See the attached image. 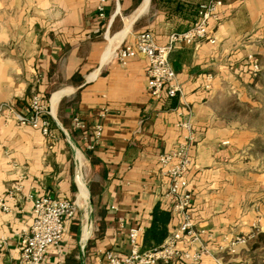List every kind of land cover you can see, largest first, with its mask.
Here are the masks:
<instances>
[{"label": "crops", "instance_id": "crops-1", "mask_svg": "<svg viewBox=\"0 0 264 264\" xmlns=\"http://www.w3.org/2000/svg\"><path fill=\"white\" fill-rule=\"evenodd\" d=\"M221 1L208 28L214 43L177 45L169 56L181 94L155 101L148 61L136 56L122 65L115 51L134 46L141 33L166 45L209 0H117L104 18L97 0H0V264H19L32 202L47 193L73 202L76 213L42 264H106L104 251L128 254L132 228L141 229V249L156 206L170 214L167 230L174 232L180 218L170 211L159 157L188 134L195 236L177 243L181 255L170 264H264L261 241L252 249L264 233V175L251 173V158L242 157L256 134L226 110L227 103L256 105L264 0ZM249 56L261 64L257 74ZM35 95L50 137L18 118L29 116ZM74 118L85 130L73 129ZM97 124L101 137L88 150ZM252 234L228 252L232 240Z\"/></svg>", "mask_w": 264, "mask_h": 264}, {"label": "built area", "instance_id": "built-area-1", "mask_svg": "<svg viewBox=\"0 0 264 264\" xmlns=\"http://www.w3.org/2000/svg\"><path fill=\"white\" fill-rule=\"evenodd\" d=\"M117 0H97V14L104 18L105 7L108 3ZM222 7L221 0H209L199 7L197 21L186 31L172 34L166 45L157 46L149 33H141L136 37L134 46H121L115 53L117 62L124 65L129 58L142 56L148 61V92L155 101H160L163 96L169 99L181 94L177 83L176 73L172 69L169 56L177 45H191L196 42L208 41V28L211 21H217ZM251 72L257 74L261 64L254 56H249ZM45 107L41 103L40 96L35 95L30 104V113L27 117H18L22 123L28 124L38 130L43 136L50 137L51 129L45 115ZM104 115H101L103 117ZM73 129L85 130V124L78 118L73 120ZM102 132V126H94V139L87 144V149L92 150L98 143ZM193 136L188 134L184 141L174 150L159 157L160 173L168 180L166 197L172 214L180 218V222L174 232L170 233L162 245L149 250L141 251L138 237L140 228H132L128 232L130 249L127 255L107 250L101 256L106 264H170L175 257L180 256L176 249L177 243L184 236H195L189 210L192 205V194L186 179V174L191 166L190 147ZM80 169V166L78 167ZM17 190V188H14ZM0 205L1 201H0ZM34 220L30 228L23 234L20 243L19 264H42L47 250L50 247H58L66 231V224L72 220L76 213L73 202L57 198L49 193L37 197L32 202ZM255 237H237L228 247L230 254H235L239 246H245ZM3 242L0 240V248ZM222 249V248H220ZM187 256V255H185Z\"/></svg>", "mask_w": 264, "mask_h": 264}, {"label": "rangeland", "instance_id": "rangeland-1", "mask_svg": "<svg viewBox=\"0 0 264 264\" xmlns=\"http://www.w3.org/2000/svg\"><path fill=\"white\" fill-rule=\"evenodd\" d=\"M262 66H264V63H262ZM258 82V89H254L255 91L253 90L252 93L253 100L256 101L255 106L227 103L226 110L228 113L237 114L240 122L246 124L255 132L256 137L250 142L251 144L243 149L242 157L251 158L247 159L251 163L249 165L251 173L264 175V71ZM258 192L262 195L260 204L264 206V185ZM261 245H264V240L261 241ZM262 253L264 254V250L258 251V254Z\"/></svg>", "mask_w": 264, "mask_h": 264}, {"label": "trees", "instance_id": "trees-1", "mask_svg": "<svg viewBox=\"0 0 264 264\" xmlns=\"http://www.w3.org/2000/svg\"><path fill=\"white\" fill-rule=\"evenodd\" d=\"M45 98L47 99L48 95H46ZM43 117L45 119L47 118L46 115H43ZM169 220L170 214L168 212L161 211L158 206H156L152 213L150 227L143 234L141 251H149L163 244L169 235L167 230ZM263 240L264 233H258L257 243L252 246V249H257L259 247V242Z\"/></svg>", "mask_w": 264, "mask_h": 264}]
</instances>
